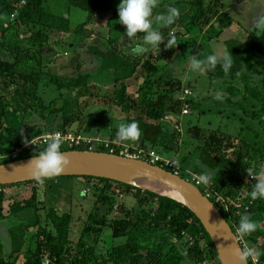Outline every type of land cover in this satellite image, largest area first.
<instances>
[{"label": "trees", "instance_id": "1", "mask_svg": "<svg viewBox=\"0 0 264 264\" xmlns=\"http://www.w3.org/2000/svg\"><path fill=\"white\" fill-rule=\"evenodd\" d=\"M46 1L0 0V166L35 157L46 148L48 143L32 144L40 130V126L29 123L34 116H39L44 122L60 118L62 124L51 134L69 133L73 125L81 123L82 113L92 104L119 108L126 115L127 123L138 124L141 136L135 141H126L128 144L157 149L159 154L174 151L172 147L181 134L162 120L168 114H180L182 106L178 96L189 87L184 86L183 79L179 77L167 79L164 75L182 48V38L189 36L202 20L211 26L202 38V44L206 46L224 35L222 30H215L213 20L220 19L221 24H226L224 29L231 27L233 20L226 10L216 13L212 9H224L226 0H215L213 7L211 3L206 6L203 0L178 1L174 6L185 2L197 12L185 26H182L184 21L181 17L170 29L161 32L167 41L172 30L183 27L186 31L173 37L176 45L172 49H167L166 44L161 45L159 51L167 65L162 68L152 63L153 55L138 58L127 55L109 69L113 83L105 94L97 86L91 87L87 78H80L77 82L73 78L62 80L54 77L57 81L54 86L48 81L53 77H49L46 68L48 61L59 54L66 36L74 34L84 39L91 38L88 28L104 14H112L107 25L108 47L112 49L111 55L118 54L117 46L124 38H129L125 26L119 23L118 5L121 0H68L70 9L67 17L47 12ZM73 9L87 14V20L76 28H73L71 19ZM245 30L242 38L234 34L230 35L232 38L223 39L235 56H240L242 49L250 46L264 48V33L259 37ZM89 52L110 60L108 57L111 55L98 47H90ZM138 67L143 69L139 73L143 75H139L141 83L133 95L126 82L137 76ZM205 72L211 83L223 81L228 84L226 91L239 102L244 114L240 119L245 126L242 129L251 131L255 138L253 141L246 139L244 130L234 137L220 128L212 129L213 135L197 147L200 158L197 160L199 163L196 161L195 171L199 172L201 168L216 170L212 181L206 185L215 195L224 198L216 206L238 237L242 215L248 214L253 221L261 223V230L241 235V243L244 249L252 248L258 253L255 258H249V264H264V199L252 200L250 195L260 179L257 166L264 162V135L252 127L258 124L264 129V97L259 103L251 98L256 77L249 72L230 75L219 66L214 71ZM48 89L52 90L53 98L43 95ZM192 103L191 98L189 104ZM195 109L196 104L193 106ZM135 114L137 116L133 117ZM91 129L82 125L77 134L91 137ZM196 129L200 132L199 125ZM26 139L31 143L25 144ZM17 150H22V153L12 158ZM61 151H87V148L70 149L62 144ZM96 151L110 153L106 148ZM116 154L119 155V151ZM180 164L184 169V164ZM185 175L182 178H186ZM68 178L84 181L85 191H92L97 199L78 242L72 240L75 217L72 213L48 209L47 192L41 183L35 181L0 187V226L6 225L5 233L11 241V251H8L0 240V264H43L45 258L56 259V264H204L205 261L221 264L204 226L184 204L111 179ZM60 179L63 178L46 179L43 184ZM24 185L33 187L31 196L24 198L23 193L8 197L9 190ZM85 191L83 194L87 196L89 193L85 194ZM125 199H134L137 206L128 209ZM232 201L242 204L243 208H237ZM116 205H119L118 212L110 220ZM248 205L250 207L246 210ZM107 229L112 230L115 241H124L111 251L101 253L99 241ZM160 233H168L170 238L153 247L152 243ZM188 238L194 239V243L191 244Z\"/></svg>", "mask_w": 264, "mask_h": 264}, {"label": "rangeland", "instance_id": "2", "mask_svg": "<svg viewBox=\"0 0 264 264\" xmlns=\"http://www.w3.org/2000/svg\"><path fill=\"white\" fill-rule=\"evenodd\" d=\"M178 1L185 0H157V7L154 9L153 17L154 26L156 25L155 16L159 14H167L168 8L177 5L176 3ZM187 1L189 2L193 0H186V2ZM203 1L206 6H209L211 3L212 7L215 2V0ZM68 6V0H47L45 9L47 12L67 17L69 15L70 9ZM174 7L178 8L180 11V16L178 19L183 17L184 22L182 23V26H185L187 23L191 22L192 18L197 12V9L193 10L191 5L185 2L180 6ZM212 9H214L216 13L217 11H227V9H229L228 14L233 20L231 27L224 29L226 24H221L222 21L220 19L216 18L213 20L212 23L215 26V30L217 32L222 30L224 35L206 46L202 44V38L204 34H208L211 26L208 22L202 20L201 24L194 28L189 36L182 38V48H180V52H178L175 62L167 67L166 74L164 75V77L167 79L178 77L183 79L184 86H188L193 92L192 99L194 104L192 103L190 105V115L183 118V134L180 135L177 143L174 145V147H172L174 151H169V153L163 152L161 155L170 158H177L179 162L184 164V169L186 171L192 172L198 177L203 171H210L213 175L216 171L210 170L208 168H201L199 172L195 171L196 161L200 158V151L197 149V147L202 145L206 139H209V137L213 135L212 129L215 130L220 128V130L227 135H233L234 137H237L239 133L243 132L245 126H243L242 122L240 121L244 114L239 102L226 91L228 84L223 81L211 83L210 78L205 71L203 73L191 71L189 67L191 56H197L203 59L218 47H222L232 54L233 68L229 74L237 75L241 72L251 73L256 77V81L254 80V90L251 92V98L255 103H259L264 97V48L261 46H250L242 49L240 56H235L233 49L227 47L225 41L223 40L225 38H232L230 35L236 34L235 31H238V34L242 38L246 31L245 29H248L249 31L251 30L254 35L260 37L264 32L254 30L252 23L255 21V18L258 17V12L264 10V0H226V7L224 9L214 7ZM111 16L112 14H104L99 16V18L95 21V24L88 28V33L91 34V38L89 39L76 37L74 34L66 36L63 39L59 54L55 57H52L48 61L46 68V71L49 73V77H53L48 79L52 85L55 86L57 84V81L54 79V77H59L62 80L73 78L76 79L77 82L80 78H87L91 87L97 86L102 91V94H105L107 91H109L108 89L112 87L113 83L110 78L111 70L109 69L120 63V61L124 59L123 57H127V55H131L133 58H138L131 53V48L135 46V43H142V41H131L130 38H124V41L117 46V49L119 50L118 54L115 56L110 54L112 49H109L108 47L109 34L107 25ZM71 19L73 28H76L87 20V14L81 10L73 9L71 13ZM234 21L237 22L239 27L234 25ZM171 27L172 26L168 28H161L160 31L162 32L163 30L170 29ZM178 32L182 34L186 33L185 29L180 27L179 29L176 28L172 30L170 35L167 37L173 38ZM92 46L106 51L108 55H111L108 57L110 60L97 57L96 55L90 53L89 48ZM151 55H153L152 63H156L162 68L167 65V60L162 58L161 51L155 49L150 50L143 56L149 57ZM131 62L133 63L134 60ZM137 71V76L126 82L130 88V93L133 95L139 89V85L141 83L138 80L139 75H143V73L139 74L140 71H143L142 68ZM51 91L52 90L48 89L43 93V95L49 99L53 98ZM217 91H222L224 93V99L222 101H217L214 99L215 93ZM95 101L97 100L95 99ZM195 104L196 109L193 110V106ZM132 116L136 117L137 114ZM31 122L34 125L40 126L36 140L51 134L52 131H57L62 124L60 118L52 119L50 122H44L39 118V116H34V118L30 119L29 123ZM120 123H127V121L126 115L119 108L92 104L88 110L82 113L81 123H76L69 130L77 134L83 129L82 128L79 131V128H81L82 125L89 128L92 127L91 133L93 134L91 135V138H100L102 141L107 143H119L116 138V133ZM197 125L200 126V132L198 129H196ZM242 127H244V129H242ZM252 127L256 128L259 133L262 132V135H264V129L258 124H255ZM244 131L245 132L243 133V136H245L246 139L253 141L255 135L251 133V131ZM198 135L200 140L197 139ZM124 144L130 145L126 141ZM154 150L157 151V149ZM257 167L258 177L260 179H264V162L259 163ZM60 180L70 181L72 184L70 185L68 182H65L63 186L68 187L67 189H55L56 195L58 196V204L55 203L54 206H58L56 209L59 210L60 213H72V215L75 217V222L73 223L72 227V240L74 242H78L81 232L88 220L89 214L92 212L94 203L97 201V199L92 194V191L87 196L83 194L86 189V183L84 181L82 182L79 179L69 178H63ZM41 186L42 189L47 188L46 184H42ZM32 188L33 187L31 185H24L19 188L11 189L7 192L8 197L11 198L14 195L24 193V198H27L31 196ZM124 201L128 209H132L137 206V203L134 199H125ZM10 203L7 204V211L9 210L8 205ZM48 207L49 205L47 204V208ZM118 209L119 205H116L110 220L116 216L115 212H118ZM8 223L9 222H7V225ZM256 223L258 225L257 230H261V223ZM5 226V224L0 226L1 232L5 231ZM239 237L243 241L241 234H239ZM169 238L170 234L160 233L156 235L152 246L158 247L161 242ZM123 241L124 240L122 239L115 241V239H113L112 230L107 229L104 232L103 239L99 241V250L101 253H106L111 251L115 246L121 244ZM202 245L204 246V243Z\"/></svg>", "mask_w": 264, "mask_h": 264}, {"label": "clouds", "instance_id": "3", "mask_svg": "<svg viewBox=\"0 0 264 264\" xmlns=\"http://www.w3.org/2000/svg\"><path fill=\"white\" fill-rule=\"evenodd\" d=\"M156 7L157 0H121V3L118 5L119 23L125 26L126 36L134 41H142V43H135V46L131 48V53L134 56H143L154 49L160 50L163 44H166L167 49H172L176 45L175 38L165 41L160 29L168 28L176 22L180 16L179 9L169 7L167 14L156 15V25L154 26L153 17ZM253 29L264 32V16L257 17ZM218 66L225 74H228L233 68L232 54L222 47H218L203 59L191 56V60L189 61L191 71L196 73H203L205 70L214 71ZM214 99L222 101L224 93L217 91ZM140 136L141 132L136 122L120 123L118 125L116 133L118 141H135ZM28 143H31V141L26 139L25 144ZM61 148V140L52 139L43 151L33 157L31 161L34 169L33 178L39 183L43 184L46 179L59 177L66 171L70 161L66 154L61 151ZM179 163V161L176 162L177 165ZM184 179L186 180V178ZM212 179L213 174L210 171H203L199 176V181L205 185L211 182ZM250 195L252 200L264 199V179L256 181ZM257 227V223L248 214L240 217L238 231L241 235H250L257 230ZM257 255L258 253L252 248H241L237 259L239 264H247L249 258H255Z\"/></svg>", "mask_w": 264, "mask_h": 264}, {"label": "water", "instance_id": "4", "mask_svg": "<svg viewBox=\"0 0 264 264\" xmlns=\"http://www.w3.org/2000/svg\"><path fill=\"white\" fill-rule=\"evenodd\" d=\"M63 153L66 154L70 164L61 176L50 179L68 177L106 178L174 199L184 204L200 220L214 244L221 264H239L237 256L243 246L238 235L217 206L189 181L161 166L117 154L96 151H68ZM32 159L33 157L1 165L0 187L37 181L33 178ZM127 175L143 177L159 183L173 191L179 199L161 195L150 189L139 187L124 178H119V176ZM247 264H249V259Z\"/></svg>", "mask_w": 264, "mask_h": 264}, {"label": "built area", "instance_id": "5", "mask_svg": "<svg viewBox=\"0 0 264 264\" xmlns=\"http://www.w3.org/2000/svg\"><path fill=\"white\" fill-rule=\"evenodd\" d=\"M192 97H193L192 90L190 88H184L182 93L178 96V101L181 103L182 106L180 114L179 115L168 114L162 120L163 123L171 125L174 128V130L177 131L179 134H183V127H182L183 118L185 116L190 115L189 101ZM52 139H60L62 144L67 145L70 149H80L84 147L87 148V151L92 152V151H96L98 148H106L110 150L111 154H116V152L119 151L120 153L119 155L121 156L138 159V160L146 161L152 165L161 166L162 168L172 172L177 176H183L186 174V180L194 184L199 189L203 188L204 189L203 194L212 202L213 201L216 202V203L213 202L215 205L222 203L224 201V198L221 195H215L211 191L209 186L201 183L197 175L183 169L180 163L179 165H177L176 164V162L178 161L177 158H170L161 155L154 149L142 148L135 144H131V145L121 144L120 142L107 143L102 141L100 138H91L88 136L75 134L73 132H69V133L56 132L53 134H49L47 136L37 139L32 144L43 145L50 142ZM21 153L22 150H17V152L14 153L13 156L11 157L16 158ZM88 193L89 191H85V194ZM231 203L239 209L243 208L242 204H236L233 201ZM249 207L250 206L248 205L246 207V210H248ZM188 240L191 244L194 243V239L189 238ZM43 264H56V259L45 258ZM204 264H212V262L205 261Z\"/></svg>", "mask_w": 264, "mask_h": 264}, {"label": "crops", "instance_id": "6", "mask_svg": "<svg viewBox=\"0 0 264 264\" xmlns=\"http://www.w3.org/2000/svg\"><path fill=\"white\" fill-rule=\"evenodd\" d=\"M227 12H229V9H227ZM258 14H259L258 17L259 16H264V10H261L260 12H258ZM256 19L257 18H255V21H256ZM255 21H253L252 27H253ZM234 25H237L239 27V25L235 21H234ZM250 32H251V30H250ZM235 33H236V35H239L238 34V31H235ZM65 182H68L70 185L72 184L70 181H61V180H51V181H49V182L46 183V185H47V188H46V191H47L46 204L49 205L48 209H50V208H55V209L58 208V206H54L55 203H57V197H58L56 195L55 189L56 188L67 189L68 187L63 186V184ZM66 213H68V212H66ZM5 231H7V230H5ZM5 231H3V232L0 231V240L7 247L8 251H11V241H10V238L8 237V233L6 234Z\"/></svg>", "mask_w": 264, "mask_h": 264}, {"label": "bare ground", "instance_id": "7", "mask_svg": "<svg viewBox=\"0 0 264 264\" xmlns=\"http://www.w3.org/2000/svg\"><path fill=\"white\" fill-rule=\"evenodd\" d=\"M120 179H126L127 181L136 184L139 187L150 189L152 191H155L161 195L173 197L179 199V197L170 189L167 187H164L163 185L153 182L151 180L145 179L143 177H134V176H119Z\"/></svg>", "mask_w": 264, "mask_h": 264}]
</instances>
